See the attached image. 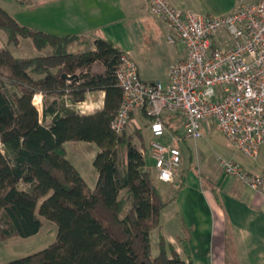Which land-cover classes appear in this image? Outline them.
Masks as SVG:
<instances>
[{"label":"trees","instance_id":"1","mask_svg":"<svg viewBox=\"0 0 264 264\" xmlns=\"http://www.w3.org/2000/svg\"><path fill=\"white\" fill-rule=\"evenodd\" d=\"M0 30L7 37L0 67L8 72L0 76V240L36 236L44 219L58 226L54 243L8 264H194L187 239L178 241L185 258L163 236L153 255L152 233L161 227L168 202L156 170L148 166L144 134L138 129L130 135L126 129L118 135L111 127L122 103L116 70L124 53L108 40L98 38L92 47L77 35L21 25L2 6ZM23 39L47 54L14 56L11 48ZM74 44L85 51L72 52ZM64 75L78 78L68 81ZM101 91L104 108L80 112L78 105L88 94ZM36 96H43L41 110ZM178 119L162 116L176 135ZM70 141L93 142L101 149L94 162L99 174L94 189L68 161L65 144Z\"/></svg>","mask_w":264,"mask_h":264},{"label":"built area","instance_id":"2","mask_svg":"<svg viewBox=\"0 0 264 264\" xmlns=\"http://www.w3.org/2000/svg\"><path fill=\"white\" fill-rule=\"evenodd\" d=\"M148 2L151 13L178 34L186 56L163 84L144 82L136 62L123 54L116 70L122 103L112 130L121 135L133 116L146 112L155 138L150 156L163 183H172L182 164L175 143L201 138V124L211 120L236 152L256 160L264 143V0L221 16L183 11L169 0ZM166 114L183 120L184 134L168 131L162 121ZM167 135V144L158 141ZM219 164L224 174L253 190L264 186V176L248 173L234 160L219 159Z\"/></svg>","mask_w":264,"mask_h":264},{"label":"crops","instance_id":"3","mask_svg":"<svg viewBox=\"0 0 264 264\" xmlns=\"http://www.w3.org/2000/svg\"><path fill=\"white\" fill-rule=\"evenodd\" d=\"M169 1L183 11L221 16L235 13L255 0ZM0 6L21 25L34 30L60 36L77 35L90 46L98 38L111 41L136 62L140 78L149 83L160 81L145 73L159 51L158 39L166 36L179 40L178 34L151 13L148 0H0ZM6 45L0 30V48ZM72 47L84 48L78 44ZM185 56L186 51L173 64ZM168 80L169 75L165 84ZM104 101L103 91L89 93L78 108L81 105L89 109L84 113H94L104 108ZM39 103L42 107L43 96H39ZM139 118L137 114L131 122L134 124ZM214 125L217 126L214 120L203 122L202 137ZM181 154L183 163L182 151ZM231 160L240 163L250 174L264 176V143L256 160L235 150ZM206 177L204 171L191 165L183 167L172 183H165L171 188L175 219L168 231L163 229L161 214V227L153 231L158 240L163 236L185 258L178 241L187 239L194 264H228V258H233L234 264H264V186L253 190L223 170L211 178L210 185L205 183ZM96 183L89 187L94 189Z\"/></svg>","mask_w":264,"mask_h":264},{"label":"rangeland","instance_id":"4","mask_svg":"<svg viewBox=\"0 0 264 264\" xmlns=\"http://www.w3.org/2000/svg\"><path fill=\"white\" fill-rule=\"evenodd\" d=\"M1 33L4 35V41L6 42L7 38L5 33L2 31ZM173 33L177 35L175 31ZM155 43L156 42H154V44ZM157 44V49L159 51L153 58L154 63L152 66L145 68V73L149 77L155 80H160L163 84H165L167 76L170 75L172 66L175 65L173 64L174 61L185 51V47L178 39L171 41L166 36L160 37ZM11 50L14 53V56L18 58H31L47 54V51L43 53L37 52L32 42L28 39H23L18 48L13 47ZM70 50L72 52L79 53L85 51V48L77 50L75 47H72ZM7 73L8 72L5 68L0 67V76L2 78H5ZM6 89L7 91H13V88H11L10 85H7ZM34 103L40 110L42 109L41 104L39 103V96L34 98ZM83 109L85 112H88L89 110L87 107H83ZM173 127L178 129L180 134L185 133L182 119H178L175 123H173ZM138 129H140L139 131L144 134L145 144L149 149L150 144L155 140V138L150 131L149 121L146 119L144 114H140L139 121H135L134 124L130 121L126 131L130 135H135ZM169 140L171 139H169V136L167 135L164 140L158 141L167 144ZM135 142L136 146L139 150H141L142 144L137 136H135ZM175 145L179 147L184 154V161L182 163L183 166L181 164L180 171L183 167L186 169L191 165L198 167V169L204 171V174L207 176L205 179V183L207 185H210L211 178H213L219 170H222L219 164V159L231 160L232 152H234V149L216 125L211 127L209 132L197 140L187 138L181 142L175 143ZM65 148L67 150L68 161L79 171L88 185L93 188L99 175L94 162L101 149L93 142L72 141L66 142ZM147 163L149 167L155 169L154 161L150 156V149L147 151ZM158 185L165 200L168 202L167 207L162 211V223L164 224L163 229H167L169 231L175 219L173 205L171 202L172 196H170L171 188L168 184L162 182ZM43 222V228L36 236L27 239L12 237L7 240H0V264H8L13 259L42 251L54 243L58 236V226L47 219H44ZM152 240L153 255L156 256L158 254V236L156 232L152 233ZM228 264H234V259L228 258Z\"/></svg>","mask_w":264,"mask_h":264},{"label":"water","instance_id":"5","mask_svg":"<svg viewBox=\"0 0 264 264\" xmlns=\"http://www.w3.org/2000/svg\"><path fill=\"white\" fill-rule=\"evenodd\" d=\"M63 77H64V79H66L68 81H73V80H76L78 78V76H67V75H64Z\"/></svg>","mask_w":264,"mask_h":264}]
</instances>
